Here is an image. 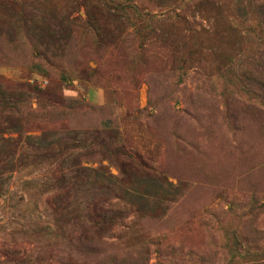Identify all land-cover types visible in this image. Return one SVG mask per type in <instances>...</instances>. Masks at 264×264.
I'll use <instances>...</instances> for the list:
<instances>
[{"label": "rangeland", "instance_id": "rangeland-1", "mask_svg": "<svg viewBox=\"0 0 264 264\" xmlns=\"http://www.w3.org/2000/svg\"><path fill=\"white\" fill-rule=\"evenodd\" d=\"M0 264H264V0H0Z\"/></svg>", "mask_w": 264, "mask_h": 264}, {"label": "trees", "instance_id": "trees-1", "mask_svg": "<svg viewBox=\"0 0 264 264\" xmlns=\"http://www.w3.org/2000/svg\"><path fill=\"white\" fill-rule=\"evenodd\" d=\"M86 196H88V195H86Z\"/></svg>", "mask_w": 264, "mask_h": 264}]
</instances>
